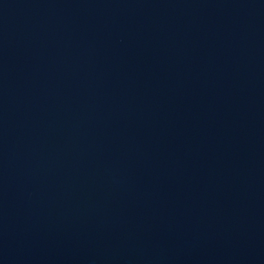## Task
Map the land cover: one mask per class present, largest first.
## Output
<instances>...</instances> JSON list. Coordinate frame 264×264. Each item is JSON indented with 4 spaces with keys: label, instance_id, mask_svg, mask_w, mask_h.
<instances>
[{
    "label": "water",
    "instance_id": "water-1",
    "mask_svg": "<svg viewBox=\"0 0 264 264\" xmlns=\"http://www.w3.org/2000/svg\"><path fill=\"white\" fill-rule=\"evenodd\" d=\"M0 264H264V0H0Z\"/></svg>",
    "mask_w": 264,
    "mask_h": 264
}]
</instances>
